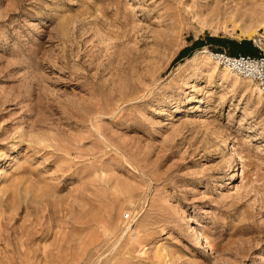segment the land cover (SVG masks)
I'll return each instance as SVG.
<instances>
[{"label":"rangeland","instance_id":"374dc122","mask_svg":"<svg viewBox=\"0 0 264 264\" xmlns=\"http://www.w3.org/2000/svg\"><path fill=\"white\" fill-rule=\"evenodd\" d=\"M263 21L0 0V264H264V97L206 54H264Z\"/></svg>","mask_w":264,"mask_h":264},{"label":"built area","instance_id":"2783aa9c","mask_svg":"<svg viewBox=\"0 0 264 264\" xmlns=\"http://www.w3.org/2000/svg\"><path fill=\"white\" fill-rule=\"evenodd\" d=\"M252 43L257 48H260L262 44L259 38L252 39ZM207 55L217 67L227 70L241 80L250 82L257 93L264 97V54L256 56L237 54L233 56L226 52L207 50ZM124 220L131 221L132 215L130 213L125 214Z\"/></svg>","mask_w":264,"mask_h":264},{"label":"trees","instance_id":"16d2710c","mask_svg":"<svg viewBox=\"0 0 264 264\" xmlns=\"http://www.w3.org/2000/svg\"><path fill=\"white\" fill-rule=\"evenodd\" d=\"M211 41H215V42H218V43H225L224 41H221V40H211ZM241 45V44H240ZM182 53L183 52H181L180 53V55H182ZM238 54H241V55H249V56H256V55H258V54H256V53H252V51L248 48V47H246V46H244V47H241L240 48V53H238ZM256 54V55H255ZM179 55V56H180ZM230 55H233V54H230ZM234 55H237V54H234ZM233 55V56H234Z\"/></svg>","mask_w":264,"mask_h":264},{"label":"bare ground","instance_id":"6f19581e","mask_svg":"<svg viewBox=\"0 0 264 264\" xmlns=\"http://www.w3.org/2000/svg\"><path fill=\"white\" fill-rule=\"evenodd\" d=\"M264 22V21H263ZM206 52V51H205ZM199 54H201V53H198L197 55H199ZM207 54V53H206ZM238 78V77H237ZM248 82V81H247ZM241 173V172H240ZM243 173V172H242ZM235 176V175H234ZM241 176H244V175H241ZM242 179V178H241Z\"/></svg>","mask_w":264,"mask_h":264}]
</instances>
